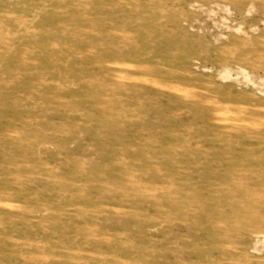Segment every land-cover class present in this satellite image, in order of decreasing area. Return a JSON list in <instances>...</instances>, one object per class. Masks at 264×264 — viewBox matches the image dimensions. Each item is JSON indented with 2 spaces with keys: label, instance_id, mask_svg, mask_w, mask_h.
<instances>
[{
  "label": "rangeland",
  "instance_id": "1",
  "mask_svg": "<svg viewBox=\"0 0 264 264\" xmlns=\"http://www.w3.org/2000/svg\"><path fill=\"white\" fill-rule=\"evenodd\" d=\"M0 264H264V0H0Z\"/></svg>",
  "mask_w": 264,
  "mask_h": 264
}]
</instances>
